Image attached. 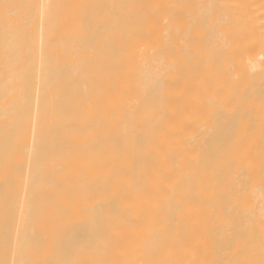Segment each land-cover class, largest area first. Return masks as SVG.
<instances>
[{"label":"bare ground","instance_id":"bare-ground-1","mask_svg":"<svg viewBox=\"0 0 264 264\" xmlns=\"http://www.w3.org/2000/svg\"><path fill=\"white\" fill-rule=\"evenodd\" d=\"M263 240L264 0H0V264Z\"/></svg>","mask_w":264,"mask_h":264},{"label":"rangeland","instance_id":"rangeland-1","mask_svg":"<svg viewBox=\"0 0 264 264\" xmlns=\"http://www.w3.org/2000/svg\"><path fill=\"white\" fill-rule=\"evenodd\" d=\"M262 233H263V229H262ZM262 237H263V235H262ZM261 250H262V261L264 262V240L261 243Z\"/></svg>","mask_w":264,"mask_h":264}]
</instances>
